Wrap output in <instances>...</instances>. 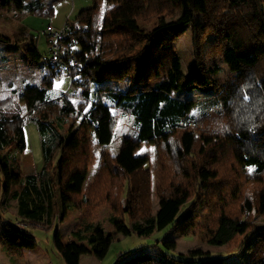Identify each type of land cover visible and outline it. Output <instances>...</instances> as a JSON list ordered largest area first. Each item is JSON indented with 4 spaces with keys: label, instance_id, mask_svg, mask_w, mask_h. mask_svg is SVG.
<instances>
[{
    "label": "trees",
    "instance_id": "trees-1",
    "mask_svg": "<svg viewBox=\"0 0 264 264\" xmlns=\"http://www.w3.org/2000/svg\"><path fill=\"white\" fill-rule=\"evenodd\" d=\"M0 1L2 9L6 0ZM58 1L37 0L20 9L24 14L51 18ZM202 1L203 21L190 28L193 65L189 75L208 77L212 72L202 66L203 56L229 61L230 74L223 82L208 78L200 88L212 93L220 105L216 115L191 124L188 115L194 100L173 95L181 63L171 38L182 36L192 23L194 0H92L91 7L80 10L71 21L66 19L73 30L62 43L79 62L80 69L72 68L70 90L82 88L84 102L73 105L67 93L51 90L53 80L64 72L49 65L47 58L48 71L40 84L26 83L22 88L23 107L15 92L0 99V188L4 179L16 178L19 184L12 193L14 222L0 211V249L10 258L22 259V248L35 245L29 226L50 224L62 206L81 213L73 234L83 239L89 232L86 240L97 252L102 230L91 219L106 205L126 214L130 225H119L125 234L147 235L174 221V231L180 236H198L208 245H233L237 251L251 246L247 264H264V230L255 234L252 243L248 239L255 217L264 218V0ZM175 11L179 12L175 20L149 31L137 27L139 22L147 24ZM208 36L212 40L204 48ZM19 41L31 45L25 51L27 60L41 59L31 33L22 29ZM123 81L131 87L115 85ZM148 81L151 87L144 86ZM87 83L93 87L92 95ZM110 107L132 117L136 130L133 140L122 139L115 155L104 150L118 120ZM79 114L77 123L66 129L65 136L60 135L66 119ZM27 117L38 125L44 164L38 173L23 175L12 165L15 158L8 163L7 154L25 149ZM48 130L58 139L55 163L44 137ZM93 141L101 147L103 161L84 190ZM146 141H153L156 148L159 202L155 213L147 160L131 155ZM68 143L74 144L72 149ZM105 239L111 241L109 235ZM167 245L173 247L174 242ZM87 252L74 242L59 248L65 264H79ZM201 255L191 259L139 253L116 264H225L220 258Z\"/></svg>",
    "mask_w": 264,
    "mask_h": 264
},
{
    "label": "rangeland",
    "instance_id": "rangeland-1",
    "mask_svg": "<svg viewBox=\"0 0 264 264\" xmlns=\"http://www.w3.org/2000/svg\"><path fill=\"white\" fill-rule=\"evenodd\" d=\"M20 1L28 5L37 0H9L4 8L1 9L0 7V99L15 92L23 107V101L20 97L23 86L26 83L39 85L42 77L47 73H45L46 66L44 62L47 58L48 43L44 31H46L48 27L54 30L60 29L67 18H69L70 21L73 20L80 10L91 7L93 2L92 0H59L54 6L52 17L49 18L19 12ZM39 1L46 4L50 0ZM178 16L179 12L175 11L168 16L156 17L147 24L139 22L137 23V27L139 30L146 32L160 24L175 20ZM203 18V1L194 0V16L192 23L187 25L182 36L171 38L174 54L179 58L181 63L180 70L177 74V89L173 90V95L184 100H194V105L188 115L191 124L195 120H199L206 115H216L220 112V105L216 101L214 95L200 88H204L209 79L223 82L225 77L230 74V63L224 59V57L218 56L214 58L203 56L202 66L209 69L211 68L213 73H209L208 77H194L189 75V70L193 65L190 28L192 24L198 21L202 22ZM22 29L34 36L35 46L41 55V59L38 62L34 63L30 59L27 60L25 55V47L26 44H28L27 41H19L16 43L19 32ZM211 40L212 37L208 36L204 42V48L208 47ZM63 42H67V40ZM14 43L16 44L13 45ZM74 49L77 50V47ZM5 57H7L8 60L3 62ZM152 84V81H148L144 86L151 87ZM186 84H192L196 87L193 89H186V87H184ZM57 85L59 86L57 87ZM115 85L121 89L131 87L128 81L115 83ZM86 87L92 95L93 87L90 86L89 83H87ZM51 90L54 92L67 93L68 95H66V97L73 105L84 102L85 100L82 95V88H77L75 91L70 90V77L65 75H61L53 80ZM109 111L117 115L118 120L113 139L110 145L104 148V150L111 155H115L119 152L122 139L126 137L129 140H133L136 130L132 117L121 113L116 108L110 107ZM81 116L82 114H79L66 119L65 124L59 130L60 135L65 136L66 129L70 125L74 126ZM24 130L25 149L21 153H8L7 161L10 163L15 158V163L12 165H14L16 170L20 169L23 175L38 173L44 164L41 145L42 137L37 123L28 117ZM44 137L48 146L51 147L50 160H52V163H55L58 157L55 142H57L58 139H56L53 131L49 130ZM73 146V143H68L69 148L72 149ZM91 150L92 161L88 168L84 190L94 181L98 165L103 161L101 158L102 149L96 145L95 141L91 143ZM131 155L132 157L140 156L144 160H147L152 173L151 201L152 213H155L158 209L159 202L155 194V187L157 185L156 173L158 171L155 143L153 141L141 142L138 145L137 151ZM4 186L7 188H4ZM18 187L19 184L16 178H12L9 181L6 179L1 180L0 211L3 212L5 219H9L11 222H14L15 218V206L12 193L17 190ZM80 218V212L72 208L65 207L64 209L62 206L60 215L56 212L50 224H44V226H29L35 245L34 247H23L25 250V257L23 254L22 259L15 261L0 249V264H65L59 254V248L71 242L83 245L88 250L87 253L80 256L79 264H116L119 260H124L133 254L139 253H148L156 257L173 258L183 256L191 259H198L203 256L201 254H205L210 257L220 258L225 264H247L251 255V246L237 251L234 249L233 245H208L198 236H180L174 231V221L163 228H155L147 235H139L135 231H132L130 234H125L119 231V225L121 223L127 226L130 225L131 222L126 214L115 213L112 208L106 205L98 208L91 219V222L95 225L98 224L102 230V238L97 242L96 252L86 240V237L90 234L89 232L85 233L83 239H78L73 234V231L76 230L79 224ZM179 218L180 212L176 216V219ZM254 224L255 226L248 237L251 243L255 241V234L259 230H264V218L260 216L255 217ZM107 235H109L111 239L109 243H107L105 239ZM170 242H174L173 247L167 245V243L170 244ZM120 255L123 256L121 259H119Z\"/></svg>",
    "mask_w": 264,
    "mask_h": 264
},
{
    "label": "built area",
    "instance_id": "built-area-1",
    "mask_svg": "<svg viewBox=\"0 0 264 264\" xmlns=\"http://www.w3.org/2000/svg\"><path fill=\"white\" fill-rule=\"evenodd\" d=\"M77 28L78 30H81L82 26H77ZM72 30L73 26L65 20V23L60 29L54 30L51 27H48V29L44 31L48 43V64L62 69L64 75L68 77L71 76L72 68L80 69L77 59L69 52V49L62 44L64 40H67V37ZM72 91H74V88H72Z\"/></svg>",
    "mask_w": 264,
    "mask_h": 264
},
{
    "label": "crops",
    "instance_id": "crops-1",
    "mask_svg": "<svg viewBox=\"0 0 264 264\" xmlns=\"http://www.w3.org/2000/svg\"><path fill=\"white\" fill-rule=\"evenodd\" d=\"M8 2H9V0H6V5L8 4ZM21 2V1H20ZM24 4V2H21L20 3V6H19V12H23L21 9H20V7L22 6ZM15 42V41H14ZM23 42V41H22ZM17 43V42H16ZM16 43H14L13 45H15ZM9 44V43H8ZM28 45V46H27ZM29 48H31V45H30V43L28 42V44H26V47H25V50H27V49H29ZM8 60V58L7 57H5L4 59H3V62L5 61H7ZM48 70H47V67H46V71H45V73L47 72ZM44 73V74H45ZM87 184H88V182H87ZM86 185V184H85ZM14 206H15V210H16V202H15V200H14ZM16 215V214H15ZM62 216H63V214H62ZM22 250H23V254H24V257H25V250H24V248H22Z\"/></svg>",
    "mask_w": 264,
    "mask_h": 264
},
{
    "label": "snow or ice",
    "instance_id": "snow-or-ice-1",
    "mask_svg": "<svg viewBox=\"0 0 264 264\" xmlns=\"http://www.w3.org/2000/svg\"><path fill=\"white\" fill-rule=\"evenodd\" d=\"M59 85H57V87H58Z\"/></svg>",
    "mask_w": 264,
    "mask_h": 264
}]
</instances>
